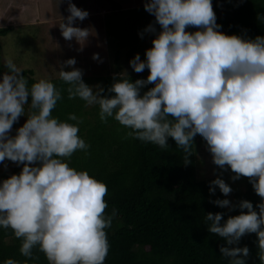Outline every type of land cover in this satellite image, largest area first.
Here are the masks:
<instances>
[{
    "label": "clouds",
    "instance_id": "clouds-1",
    "mask_svg": "<svg viewBox=\"0 0 264 264\" xmlns=\"http://www.w3.org/2000/svg\"><path fill=\"white\" fill-rule=\"evenodd\" d=\"M144 8L159 30L153 23L146 26L144 32L154 33L151 47L145 49L144 59L136 53L129 64L136 73L147 68L146 79L132 81L125 70L113 76L107 90L112 95H104L101 85L83 80L82 69L70 57L58 70L68 98L98 106L100 120L113 118L128 129L126 137L162 150L169 148L171 137L182 149L185 164L191 163L194 138L201 136L212 162L230 169L232 180L247 177L260 197L255 208L247 199L235 204L227 198L211 201L242 211L223 223L222 213L207 212V230L229 245L219 247L228 264H246L249 248L236 245L244 235L255 233L257 257L264 264V35L249 38L221 31L212 0H146ZM67 12L58 23L61 35L83 51L95 32L76 21L89 13L71 0ZM257 19L264 21V13L257 12ZM189 27L196 30L188 31ZM92 59L102 62L98 53ZM4 66L0 164L6 168L7 160L22 167L18 174L0 180V228L11 229L21 240L19 252L26 258L35 259L37 248L49 264H104L109 251L106 229L117 212H105L104 182L70 166L73 153H87L89 148L78 134L82 118L69 113L67 120H61L52 114L63 90L50 79L29 85L11 57L5 58ZM148 84L153 86L141 91ZM21 116L27 117L25 122L9 135ZM216 188L225 197L232 192L219 175L210 181L209 191ZM3 264L21 262L6 258Z\"/></svg>",
    "mask_w": 264,
    "mask_h": 264
},
{
    "label": "trees",
    "instance_id": "trees-1",
    "mask_svg": "<svg viewBox=\"0 0 264 264\" xmlns=\"http://www.w3.org/2000/svg\"><path fill=\"white\" fill-rule=\"evenodd\" d=\"M114 4L117 7V3ZM212 5L217 23L224 33L249 38L264 35V21L257 19V12L264 13V0H212ZM152 16L149 13V19ZM10 28L0 27V34ZM194 30V27L188 28V31ZM133 51L130 48L129 55ZM123 68L117 56L110 72L83 74L82 78L89 85H101L104 95H112L107 90L114 75L126 70L132 81L146 79L148 75V71L136 73L132 72V68ZM4 71L7 69L0 62V73ZM22 74L29 85L36 81L32 69H22ZM50 80L63 90V99L58 101L52 114L61 120H67L69 113L81 117L83 122L79 125L78 134L89 145L87 153H73L70 166L87 170L91 176L104 182L108 189L104 197L108 205L105 212L110 214L112 209L117 212L111 228L106 229L109 251L104 264H228L219 247L229 245L218 234L207 230L204 216L207 212H220L223 223L228 216L242 211L211 202L217 198H227L233 204L247 199L255 208L260 197L249 179L241 176L232 180L234 174L230 169L226 173L212 175L210 169L215 164L199 158L200 146L206 145V142L198 134L193 141L194 153L189 157L191 163L185 164L182 149L175 145L171 137L166 150L126 137L128 129L113 118H108L106 123L100 120L98 106H86L79 98L69 99L67 84L59 76ZM152 86L145 85L141 91ZM28 99L30 102L31 98ZM21 117L23 124L27 117ZM20 169L14 167L5 171L0 180L18 174ZM217 175L230 185L232 197H225L218 188L214 193L209 191L210 181ZM20 243L21 240L14 236L11 229L0 228V264L6 258L16 259L21 264L26 260L28 264H49L44 253L37 248L33 249L35 259L24 257L19 252ZM245 245L249 248L246 264H260L255 233L241 237L236 246Z\"/></svg>",
    "mask_w": 264,
    "mask_h": 264
},
{
    "label": "rangeland",
    "instance_id": "rangeland-1",
    "mask_svg": "<svg viewBox=\"0 0 264 264\" xmlns=\"http://www.w3.org/2000/svg\"><path fill=\"white\" fill-rule=\"evenodd\" d=\"M112 1L71 0L89 13L85 20L76 21V24L92 27L95 32L83 51H77L76 42L66 41L58 26L61 16L68 15V0H0V27H11L0 34V62L4 65L5 58L11 57L21 69H32L36 80L59 76L61 63L70 57L75 58V67L88 75L110 72L117 56L120 64L124 65L123 70L131 68L129 61L134 54L139 53L144 59L145 49L151 47L154 33L144 32V29L150 23L155 24V18L149 19V12L144 8L146 0ZM155 27L159 30L158 24ZM134 43L138 44L136 48ZM130 48L134 51L129 55ZM93 53H98L102 62L93 60ZM147 71L145 68L143 72ZM22 118L13 124L9 135H15L23 125ZM199 158L213 163L207 145L200 146ZM5 163L6 168L0 164V175L14 167H22L7 160ZM210 170L212 175L228 172L217 165ZM244 187L243 184L242 189ZM231 194L228 196L232 197Z\"/></svg>",
    "mask_w": 264,
    "mask_h": 264
}]
</instances>
